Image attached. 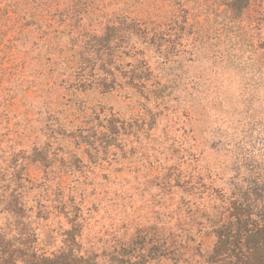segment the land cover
<instances>
[{"label":"trees","instance_id":"1","mask_svg":"<svg viewBox=\"0 0 264 264\" xmlns=\"http://www.w3.org/2000/svg\"><path fill=\"white\" fill-rule=\"evenodd\" d=\"M256 1L114 0L108 10L106 0H0V264H99V256L105 264H264V175L227 188L211 175L209 182L180 178L177 162L168 183L203 202L176 207V231L132 235L101 252L82 247L87 221L81 212L91 185L83 169L111 148L122 149L121 135L152 130L171 98L169 81L153 74L150 53L167 56L191 36L202 47L223 34L219 27L241 22ZM218 12L228 15L223 26ZM30 54L52 81L43 88L52 110L40 130L43 142L31 134L32 119L25 118L21 132L9 126L14 98L30 87L24 84ZM116 88L141 111H106L81 97ZM14 143H24L17 153ZM46 225L54 234L51 248L41 243Z\"/></svg>","mask_w":264,"mask_h":264},{"label":"rangeland","instance_id":"2","mask_svg":"<svg viewBox=\"0 0 264 264\" xmlns=\"http://www.w3.org/2000/svg\"><path fill=\"white\" fill-rule=\"evenodd\" d=\"M106 1L108 10L115 6L114 0ZM217 14L219 26H223L228 15ZM219 29L223 34L219 38L212 35L202 47L191 36L167 56L150 53L153 74L169 81L171 98L166 107L158 109L162 114L152 130L132 129L127 139L121 135L117 144L122 149L111 148L96 165L83 169L81 174L91 184L81 212L87 221L83 248L101 252L103 247L109 248L132 235L151 236L158 228L176 231V207L185 204L184 208H192V204L186 205L187 200L197 204L203 200L176 189L173 181L168 183V175L175 174L170 167L175 162L182 170L180 178L202 177L203 182H209L205 176L211 175L215 185L227 188L231 182L243 183L251 174L253 179L264 175V0L253 3L241 22ZM67 38L63 36L64 42ZM26 59L24 84L30 87L14 98L11 109L15 116L11 114L9 126L21 132L25 118L32 119L31 134L39 135V142H43L45 136L40 130H45L52 111L51 104L45 102L47 93L43 88L51 87L52 81L47 70L39 73L41 67L33 54ZM125 96L126 92L117 88L104 95L90 90L81 95L91 103L100 102L106 111L110 107L121 112L141 111L134 100ZM23 144L14 143L16 153ZM174 148L179 149L178 154L173 153ZM31 174L36 176L39 171L33 166ZM3 222L0 217V225ZM62 223L66 227L65 221ZM51 229L50 225L39 229L44 248L52 246ZM211 239L208 237L207 242ZM60 240L58 237L56 242ZM98 262L105 264V259L99 256Z\"/></svg>","mask_w":264,"mask_h":264}]
</instances>
